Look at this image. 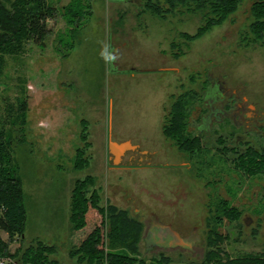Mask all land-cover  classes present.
I'll use <instances>...</instances> for the list:
<instances>
[{
  "label": "rangeland",
  "instance_id": "obj_1",
  "mask_svg": "<svg viewBox=\"0 0 264 264\" xmlns=\"http://www.w3.org/2000/svg\"><path fill=\"white\" fill-rule=\"evenodd\" d=\"M70 1L46 0L55 10L47 19L50 31L43 46L27 41L22 52L0 54V132L10 145L27 208L22 236L10 241L0 230L9 251L0 261L22 264L21 252L41 241L54 247L50 258L57 264L85 263L72 253L83 238L73 233L68 216L76 181L90 175L89 224L99 225V209L105 213L107 205L142 224L134 254L119 244L108 250L145 264H204L208 234L215 231L224 237L222 254L264 255V173L242 174L218 156L212 149L218 131L193 155L177 150L162 133L173 102L182 96L186 130L200 134L197 126L211 96L205 91L213 79L240 98L249 92L264 99V45L240 44L241 35H249L255 0H240L226 21L187 42L179 33L193 34L199 15L160 19L144 0H82L84 18L69 25L62 13ZM72 26L76 30L70 36ZM109 54L115 59H106ZM22 101L24 120L18 108ZM258 112L264 118V108ZM248 137L254 146L264 145V136ZM109 143L122 144L121 150L137 146L139 158L148 161L134 157L132 162L145 164L111 166ZM77 149L87 163L75 167ZM221 200L239 208V217L220 219ZM156 220L188 238L190 249H147L150 239L146 243L145 238ZM105 231L95 236L100 242Z\"/></svg>",
  "mask_w": 264,
  "mask_h": 264
},
{
  "label": "trees",
  "instance_id": "obj_2",
  "mask_svg": "<svg viewBox=\"0 0 264 264\" xmlns=\"http://www.w3.org/2000/svg\"><path fill=\"white\" fill-rule=\"evenodd\" d=\"M240 0H144L146 8L151 10L160 19L168 15L183 13L196 14L200 17L199 25L193 34L179 33L185 42L192 41L208 33L213 27L219 26L236 11ZM55 8L46 0H0V54H15L23 51V45L27 41L43 46L50 28L47 19L54 16ZM86 11L82 0H71L63 8L62 15L69 25L79 24ZM251 22L248 26L249 34L243 40L260 43L264 37V0H255L250 8ZM75 26L69 31L74 34ZM182 96H179L169 112L168 123L162 126L165 137L174 141L176 149L190 155L202 150V142L197 135L188 134L187 108ZM22 114V120L27 110L25 101L18 107ZM75 167L86 159L79 157L80 149L76 150ZM83 154V153H82ZM81 154V155H82ZM12 152L6 136L0 132V230L8 235L10 241L16 235L22 236L26 227V193L22 182L11 165ZM83 156V155H82ZM80 159V160H79ZM236 165L246 175L264 173V147H249L246 153L237 158ZM92 175L76 181L70 199V214L68 221L73 233H80L83 238L81 247L73 249L72 253L79 255L78 262L83 264H145L142 259H137L126 253L108 250L117 244L125 247L134 254L136 244L141 233L142 224L138 220L129 217L126 210L117 209L113 205H107L99 209L102 217L99 225L89 224V210L92 206L88 197V188L92 186ZM85 188L87 190H85ZM96 206V205H95ZM219 217L235 220L241 214V210L231 206L228 201H219ZM97 209L99 208L96 206ZM104 214V216H103ZM219 219V220H220ZM105 231V238L101 242L95 236L97 232ZM209 231V248L204 257V264H264V255L242 254L227 256L223 253L219 242L224 237L215 231ZM104 233V232H103ZM100 243V245H99ZM99 247H96V245ZM54 247L35 242L27 246L21 252L22 264H57L56 259H51ZM9 255L7 242L0 238V258Z\"/></svg>",
  "mask_w": 264,
  "mask_h": 264
},
{
  "label": "flooded vegetation",
  "instance_id": "obj_3",
  "mask_svg": "<svg viewBox=\"0 0 264 264\" xmlns=\"http://www.w3.org/2000/svg\"><path fill=\"white\" fill-rule=\"evenodd\" d=\"M244 36L246 35H241L242 42H240V44L245 47L252 45L261 47L264 45V37L263 41L260 43H254L251 40H249V42L244 41ZM207 79L210 81L209 74L207 75ZM242 83V81H239L233 84L237 86V84ZM207 94H211V96H209L208 101L205 99L206 103L204 108L206 109V112L200 116V122L197 126V130L200 133L197 136L200 137L202 147L205 148L206 145L204 144V141L210 133L214 132L217 134L219 132L214 140L215 145L212 149L218 156L222 155L223 158L232 165L233 169L239 170L240 173L244 174L236 165L237 158L246 153L249 147H264V145L254 146L252 142L253 139L248 137L250 134L264 136V118H262L263 116L259 118L260 113L258 112L259 107L264 108V99H261L260 95L250 94L249 92L240 98L238 94L234 93V91L230 90L227 86L225 88V86H223L218 80L216 81V79H213V84L211 83L208 86L205 91V96ZM248 100L250 101L248 105H246ZM246 110L253 112V115L249 117L245 112ZM214 125L215 127H213ZM226 127L231 130H224ZM223 133L227 134V136L223 135ZM121 145L122 144H119V146ZM124 147H126L124 150L119 149V152H121L120 154L126 152L132 159H134V157L144 159L139 158L142 157V152L139 147L137 148V146L132 145L129 146L128 144L124 145ZM144 160H146V158ZM140 161L137 163L135 161L136 164L134 165H144L148 160H146L145 163Z\"/></svg>",
  "mask_w": 264,
  "mask_h": 264
},
{
  "label": "water",
  "instance_id": "obj_4",
  "mask_svg": "<svg viewBox=\"0 0 264 264\" xmlns=\"http://www.w3.org/2000/svg\"><path fill=\"white\" fill-rule=\"evenodd\" d=\"M120 146L116 143H109L108 145V159L109 164L113 166H118L121 164L131 165L136 164L132 162L126 152H119ZM119 154V155H118ZM119 156V157H118ZM128 157V158H127ZM150 239V244L147 245V249L154 246L162 247H176L180 246L186 249H190L191 242L188 238L181 236L171 225H164L158 220L154 221L151 225V230L147 232V237L145 238L146 243Z\"/></svg>",
  "mask_w": 264,
  "mask_h": 264
},
{
  "label": "clouds",
  "instance_id": "obj_5",
  "mask_svg": "<svg viewBox=\"0 0 264 264\" xmlns=\"http://www.w3.org/2000/svg\"><path fill=\"white\" fill-rule=\"evenodd\" d=\"M106 59L114 60V59H115V57H114V56H112L111 54H109V55L106 57Z\"/></svg>",
  "mask_w": 264,
  "mask_h": 264
},
{
  "label": "built area",
  "instance_id": "obj_6",
  "mask_svg": "<svg viewBox=\"0 0 264 264\" xmlns=\"http://www.w3.org/2000/svg\"><path fill=\"white\" fill-rule=\"evenodd\" d=\"M0 264H3V263L0 261Z\"/></svg>",
  "mask_w": 264,
  "mask_h": 264
},
{
  "label": "crops",
  "instance_id": "obj_7",
  "mask_svg": "<svg viewBox=\"0 0 264 264\" xmlns=\"http://www.w3.org/2000/svg\"><path fill=\"white\" fill-rule=\"evenodd\" d=\"M179 233V232H178ZM182 236V235H181Z\"/></svg>",
  "mask_w": 264,
  "mask_h": 264
},
{
  "label": "bare ground",
  "instance_id": "obj_8",
  "mask_svg": "<svg viewBox=\"0 0 264 264\" xmlns=\"http://www.w3.org/2000/svg\"><path fill=\"white\" fill-rule=\"evenodd\" d=\"M2 262V261H1Z\"/></svg>",
  "mask_w": 264,
  "mask_h": 264
}]
</instances>
